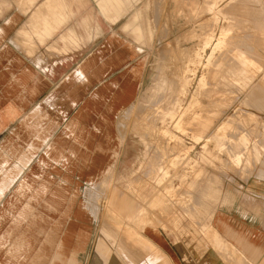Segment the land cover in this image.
I'll return each mask as SVG.
<instances>
[{"label":"crops","instance_id":"crops-1","mask_svg":"<svg viewBox=\"0 0 264 264\" xmlns=\"http://www.w3.org/2000/svg\"><path fill=\"white\" fill-rule=\"evenodd\" d=\"M172 32L161 0H0V264H134L132 257H147L130 250L124 218L121 236L110 238L94 196L112 174H120L123 189L144 187L149 180L135 169L150 146L143 164L154 178L151 193H176V184H167L177 175L176 153L167 149L188 146L154 143L137 105L162 65V35ZM262 91H249L256 113L264 108ZM252 145L250 138L243 148L250 151L247 179L238 195H225L211 225L257 259L264 255V139ZM139 234L176 264L160 222Z\"/></svg>","mask_w":264,"mask_h":264},{"label":"rangeland","instance_id":"rangeland-1","mask_svg":"<svg viewBox=\"0 0 264 264\" xmlns=\"http://www.w3.org/2000/svg\"><path fill=\"white\" fill-rule=\"evenodd\" d=\"M210 1L161 0L166 25H170L173 32L162 35L166 36L162 39V48L165 49L161 55L162 65L156 68L155 75L146 83L137 102L143 111V121L152 125V134L148 133V126L145 134L152 137L154 143H164L169 147L176 141L189 148L187 152L177 147L176 151L168 152L167 149V155L176 153L175 165L171 167L176 169L177 175L167 177V184L175 183L177 194L151 193L147 182L154 178L146 171L143 161L149 159L148 150L152 146L146 147L140 168L135 169L137 178L141 176L149 180L144 182L147 183L143 184L144 187L137 191L131 186L121 188L118 183L120 174L105 177L96 186L97 217L101 223L109 224L104 228L110 238L115 240L121 236L120 223L124 218L123 228L128 229L126 236L130 250L147 252L145 258H131L134 264L135 261L139 264H171L157 247L139 234L146 225H152L153 220L160 222L162 234L170 237L177 254L176 264H264V259L261 261L264 255L257 259L248 258L222 238L215 239L211 225L225 195H238L239 186L248 177L250 151L243 149L244 145L248 148L250 138L253 145L264 139V108L256 113L255 98L252 104L250 101L247 103L250 89L253 93L264 91V0ZM239 38H244L245 43ZM231 41L235 43L232 45ZM223 46L225 49L221 48ZM235 47H239V51H235ZM240 51L249 55L250 64L241 61ZM236 83L245 88H238ZM249 112L254 114L253 118H248ZM217 133L221 136L215 137ZM256 160L259 157L253 156V162ZM182 170L187 171L186 176H180ZM122 200L127 203L123 204Z\"/></svg>","mask_w":264,"mask_h":264},{"label":"bare ground","instance_id":"bare-ground-1","mask_svg":"<svg viewBox=\"0 0 264 264\" xmlns=\"http://www.w3.org/2000/svg\"><path fill=\"white\" fill-rule=\"evenodd\" d=\"M154 1V0H153ZM209 1V0H208ZM217 1V0H216ZM40 2V1H39ZM210 2H213L212 0L210 1ZM193 3H195V2H193ZM200 3H202L203 4V2H200ZM195 4H197V3H195ZM208 4H209V2H208ZM13 5V4H12ZM196 6V5H195ZM202 5H200V7H201ZM206 6V5H205ZM208 7H210V5H207ZM214 7V6H213ZM142 8V7H141ZM193 8H195V7H193ZM192 8V9H193ZM203 8H204V6H203ZM211 8V7H210ZM237 8H238V6H237ZM243 8V7H242ZM145 9V8H144ZM191 9V10H192ZM198 9V8H197ZM213 9V8H212ZM215 9V8H214ZM239 9V8H238ZM203 10H205V8L203 9ZM233 10V9H232ZM210 11V10H209ZM205 12V11H204ZM199 13H200V11H199ZM199 13H197L198 15H199ZM156 14V13H155ZM158 14V13H157ZM202 14V13H201ZM154 15V14H153ZM190 17V16H189ZM195 17H196V15H195ZM226 17V16H225ZM197 18V17H196ZM211 18V17H210ZM200 22H202V21H200ZM211 23V22H210ZM139 24V23H138ZM75 25V24H74ZM198 26V25H197ZM201 26V25H200ZM227 29V28H226ZM54 31V30H53ZM96 36V35H95ZM237 36V35H236ZM239 36V35H238ZM242 36V35H241ZM240 36V37H241ZM246 36V35H245ZM242 37H244V36H242ZM59 38V37H58ZM235 38V37H234ZM67 39V38H66ZM230 39V38H229ZM237 39V38H236ZM240 39V38H239ZM244 39V38H243ZM243 39H240L241 41L240 42H242L243 41V43H245L244 41H245V39L243 40ZM56 40V39H55ZM226 40H228V37L226 38ZM226 40H225V42H226ZM233 40V39H232ZM255 40V39H254ZM237 41H239V40H237ZM261 42V41H260ZM38 43V42H37ZM159 43V42H158ZM228 44H230L229 43V41L227 42ZM233 43H235L234 41H233ZM233 43H232V41H231V44L233 45ZM237 43V42H236ZM242 43V45H244ZM258 43V42H257ZM222 44V43H221ZM224 44V43H223ZM227 44V45H228ZM254 44V43H253ZM263 44V43H262ZM51 45H52V43H51ZM156 45V44H155ZM236 45V44H235ZM242 45H236V46H242ZM246 46H248L247 44H245ZM244 45V46H245ZM222 46V45H221ZM225 46V45H224ZM224 46L223 47H221L222 49L224 48ZM229 46V45H228ZM244 46H242V47H244ZM48 47V46H47ZM227 47V46H226ZM220 48V47H219ZM251 48H252V46H251ZM258 48V47H257ZM71 49V48H70ZM225 49V48H224ZM232 48H230V50H231ZM235 49H236V47H235ZM234 49V50H235ZM237 49H238V51H239V47H237ZM237 49L235 50V51H237ZM245 49H248V48H245ZM244 49V50H245ZM250 49V48H249ZM253 49V48H252ZM42 50V49H41ZM229 50V49H228ZM243 50V49H242ZM243 50V51H244ZM256 50V49H255ZM221 51V50H220ZM225 51V50H224ZM243 51H240L239 52V55L238 56H240V59H241V61H243L244 63H246V64H250L249 62H250V58L248 57L249 55H246ZM253 51V50H252ZM231 54H232V52H231ZM256 54V53H255ZM259 54V53H258ZM219 55V54H218ZM252 55V54H251ZM250 55V57H251V59H253V55L251 56ZM233 56H235L234 54H233ZM259 56V55H258ZM262 57H263V55H262ZM259 58H261V57H259ZM264 58V57H263ZM262 58V59H263ZM215 59V58H214ZM222 59V58H221ZM256 59V58H255ZM237 60V59H236ZM264 60V59H263ZM226 61V60H225ZM220 63V62H219ZM229 63V62H228ZM218 66V65H217ZM216 66V67H217ZM246 66H248V65H246ZM262 66V65H261ZM180 70V69H179ZM240 70V69H239ZM249 70V69H248ZM79 71V70H78ZM213 71V70H212ZM211 71V72H212ZM250 72V71H249ZM229 73V72H228ZM252 73V72H251ZM229 75V74H228ZM234 75V74H233ZM230 76V75H229ZM247 76H248V74H247ZM250 77V76H249ZM250 78H252V76L250 77ZM205 81H207V80H205ZM210 83V82H209ZM233 84V83H232ZM237 84V86L239 85V83H236ZM231 86V85H230ZM233 87H234V85H233ZM238 88H240V89H243V88H245V87H242L241 85H239V87ZM249 88V87H248ZM203 89V88H202ZM231 92V91H230ZM232 96V95H231ZM237 97V96H236ZM235 99V98H234ZM215 101V100H214ZM231 102V101H230ZM216 103V102H215ZM220 104V103H219ZM233 104V103H232ZM216 105V104H215ZM225 106V105H224ZM200 108H202V107H200ZM208 109V108H207ZM239 109V108H238ZM217 110V109H216ZM215 110V111H216ZM200 111V110H199ZM203 111V110H202ZM218 111V110H217ZM220 111V110H219ZM207 112V111H206ZM214 112V111H213ZM204 113H205V111H204ZM216 113V112H215ZM243 113V112H242ZM220 114V113H219ZM248 114V118H253L254 117V114L253 113H251V112H249V113H247ZM209 115V114H208ZM227 115V114H226ZM246 115V114H245ZM230 116V115H229ZM243 116V115H242ZM203 117V116H202ZM190 118V117H189ZM235 118V117H234ZM236 118H237V116H236ZM245 118H247V117H245ZM238 119V118H237ZM237 119H236V121H237ZM198 120V119H197ZM224 120V119H223ZM230 120H231V118H230ZM189 121V120H188ZM196 121V120H195ZM227 121H228V123H229V120L227 119ZM226 121V122H227ZM246 121H247V119H246ZM252 121V120H251ZM187 122V121H186ZM231 122V121H230ZM190 123V122H189ZM209 123V122H208ZM249 123V122H248ZM225 124V123H224ZM209 125V124H208ZM228 125V124H227ZM246 125H248V124H246ZM192 126V125H191ZM244 126V125H243ZM243 126H241V127H243ZM225 127H226V125H225ZM224 127V128H225ZM231 127V126H230ZM205 128H206V126H205ZM220 128V127H219ZM218 128V129H219ZM222 128V127H221ZM238 128V127H237ZM226 130V129H225ZM222 131V130H221ZM218 132V131H217ZM228 133V132H227ZM215 134V133H214ZM213 134V135H214ZM221 136V135H219V133H217L216 135H214L215 137L216 136ZM229 135V134H228ZM211 136H212V134H211ZM214 136H212V137H214ZM202 137H203V135H202ZM219 138V137H218ZM236 139V138H235ZM151 140V139H150ZM235 142V141H234ZM225 143V142H224ZM246 144V143H245ZM229 145V144H228ZM254 146V145H253ZM164 147V146H163ZM168 147V146H167ZM172 147V146H171ZM180 148V147H179ZM232 148V147H231ZM242 148V147H241ZM188 147H182V150H183V152H187L188 151ZM230 149V148H229ZM226 150H227V148H226ZM215 152V151H214ZM237 152V151H236ZM241 152V151H240ZM116 153V152H115ZM156 153V152H155ZM225 154V153H224ZM229 154V153H228ZM234 154V153H233ZM230 155V154H229ZM244 155V154H243ZM217 156V155H216ZM232 156V155H231ZM211 157V156H210ZM244 157V156H243ZM165 158V157H164ZM242 159V158H241ZM240 159V160H241ZM227 162V161H226ZM209 164V163H208ZM225 164V163H224ZM213 165V164H212ZM211 165V166H212ZM227 165V164H226ZM230 165V164H229ZM201 166V165H200ZM228 166V165H227ZM198 167V166H197ZM216 167V166H215ZM155 169H157V168H155ZM201 169V168H200ZM247 169V168H246ZM245 169V170H246ZM195 170V169H194ZM233 171V170H232ZM148 172V171H147ZM235 172V171H234ZM222 173V172H221ZM156 175V174H155ZM190 175V174H189ZM249 175V174H248ZM193 177V176H192ZM190 178V177H189ZM196 178V177H195ZM198 179V178H197ZM211 179V178H210ZM194 181V180H193ZM196 181V180H195ZM208 181V180H207ZM145 182H147V181H145ZM150 183V182H149ZM147 184V183H146ZM146 184H144V185H146ZM185 184V183H184ZM193 184V183H192ZM100 185V184H99ZM148 186V185H147ZM124 187V186H123ZM207 187V186H206ZM103 188V187H102ZM188 188V187H187ZM144 189V188H143ZM200 189V188H199ZM193 191V190H192ZM206 191V190H205ZM195 192V191H194ZM92 193V192H91ZM197 193V192H196ZM168 194V193H167ZM177 194V193H176ZM187 195V194H186ZM189 195V194H188ZM123 196V195H122ZM193 196V195H192ZM196 196V195H195ZM202 196H204V195H202ZM213 197V196H212ZM194 198V197H193ZM210 198V197H209ZM174 199V198H173ZM175 199H176V197H175ZM178 199V198H177ZM184 199V198H183ZM188 199V198H187ZM201 199V198H200ZM92 200V199H91ZM193 200V199H192ZM191 200V201H192ZM117 201V200H116ZM199 201V200H198ZM187 202V201H186ZM202 203V202H201ZM174 204V203H173ZM202 205V204H201ZM165 206V205H164ZM188 206V205H187ZM166 207H167V205H166ZM181 207V206H180ZM92 208V207H91ZM170 208V207H169ZM191 208V207H190ZM169 210V209H168ZM168 210H167V212H168ZM170 211V210H169ZM204 211V210H203ZM104 220H105V218H104ZM110 229V228H109ZM214 232V236H215V239H217V240H220V237L216 234V232L215 231H213ZM114 235V234H113ZM124 235V234H123ZM213 236V237H214ZM212 239H214V238H212ZM211 241V240H210ZM214 242H215V240H213ZM212 241V242H213ZM211 242V243H212ZM122 243V242H121ZM220 244V243H219ZM227 248V247H226ZM128 249H129V247H128ZM216 252V251H215ZM232 252V251H231ZM234 252V251H233ZM147 253V252H146ZM131 254V253H130ZM139 254V253H138ZM143 254V253H142ZM220 254V253H219ZM235 254V253H234ZM223 255V254H222ZM137 256V255H136ZM139 256V255H138ZM131 258V257H130ZM133 258V257H132ZM141 258H142V256H141ZM150 258V257H149ZM234 258V257H233ZM240 258V257H239ZM138 259V258H137ZM151 259V258H150ZM136 260V259H135ZM141 260V259H140ZM149 260V259H148ZM147 260V261H148ZM241 260V259H240ZM240 260H239V263H240ZM142 261V260H141ZM147 261H145V262H147ZM220 261V260H219ZM68 262V261H67ZM112 262V261H111ZM148 262H150V261H148ZM231 262V261H230ZM141 263V262H140ZM158 263V262H157ZM237 263V262H236ZM245 263V262H244ZM147 264V263H146ZM151 264V263H150ZM243 264V263H242ZM247 264V263H246Z\"/></svg>","mask_w":264,"mask_h":264}]
</instances>
